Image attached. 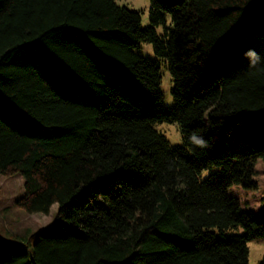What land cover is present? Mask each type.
<instances>
[{
	"label": "trees",
	"instance_id": "obj_1",
	"mask_svg": "<svg viewBox=\"0 0 264 264\" xmlns=\"http://www.w3.org/2000/svg\"><path fill=\"white\" fill-rule=\"evenodd\" d=\"M149 1L143 27L116 0H0V177L28 214L59 205L32 246L0 238V264H249L264 238L228 194L264 161V0Z\"/></svg>",
	"mask_w": 264,
	"mask_h": 264
},
{
	"label": "rangeland",
	"instance_id": "obj_2",
	"mask_svg": "<svg viewBox=\"0 0 264 264\" xmlns=\"http://www.w3.org/2000/svg\"><path fill=\"white\" fill-rule=\"evenodd\" d=\"M120 6H125L130 10L141 13V23L143 27L150 25V1L149 0H116ZM167 25L171 24V18L166 16ZM158 34L162 35L164 28L157 29ZM144 57L155 59L152 45L142 43L137 50ZM162 80L161 90L163 93V105L170 107L174 104L172 97L173 80L170 72L165 65L161 66ZM155 129L164 135L172 147L183 146L184 141L178 123H161ZM231 147L236 150H244L249 142L244 130L236 127L230 134ZM210 170L202 173V179H206ZM254 180L256 187L245 189L241 185H233L229 188L230 197L237 198L244 211L252 212L258 221L264 218V161L259 160L256 164ZM24 194V179L20 175L0 177V238L8 242L25 244L28 247L36 241L38 234L59 220V205L52 206L50 213L28 214L16 205V201ZM243 234L244 230H235ZM249 264H259L264 257V238L255 237L248 243Z\"/></svg>",
	"mask_w": 264,
	"mask_h": 264
},
{
	"label": "clouds",
	"instance_id": "obj_3",
	"mask_svg": "<svg viewBox=\"0 0 264 264\" xmlns=\"http://www.w3.org/2000/svg\"><path fill=\"white\" fill-rule=\"evenodd\" d=\"M248 57L251 58V66H255L259 60L260 57L254 52V51H250L249 53L246 54Z\"/></svg>",
	"mask_w": 264,
	"mask_h": 264
}]
</instances>
